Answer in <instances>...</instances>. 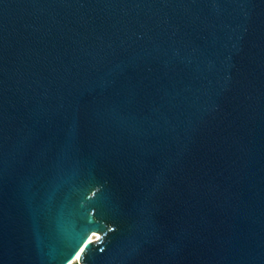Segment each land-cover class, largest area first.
Instances as JSON below:
<instances>
[{
    "label": "water",
    "instance_id": "95a60500",
    "mask_svg": "<svg viewBox=\"0 0 264 264\" xmlns=\"http://www.w3.org/2000/svg\"><path fill=\"white\" fill-rule=\"evenodd\" d=\"M264 264V0H0V264Z\"/></svg>",
    "mask_w": 264,
    "mask_h": 264
},
{
    "label": "bare ground",
    "instance_id": "6f19581e",
    "mask_svg": "<svg viewBox=\"0 0 264 264\" xmlns=\"http://www.w3.org/2000/svg\"><path fill=\"white\" fill-rule=\"evenodd\" d=\"M97 240H98V239H94V240L86 241L85 244H84V246H83V248L81 249V251H80V253H79V255H78V257H77V259L75 260L74 263L80 261L82 255H83V253H84V251H85L86 245H88V244L91 243V242H95V241H97Z\"/></svg>",
    "mask_w": 264,
    "mask_h": 264
},
{
    "label": "rangeland",
    "instance_id": "374dc122",
    "mask_svg": "<svg viewBox=\"0 0 264 264\" xmlns=\"http://www.w3.org/2000/svg\"><path fill=\"white\" fill-rule=\"evenodd\" d=\"M74 264H79V262H76V263H74Z\"/></svg>",
    "mask_w": 264,
    "mask_h": 264
}]
</instances>
